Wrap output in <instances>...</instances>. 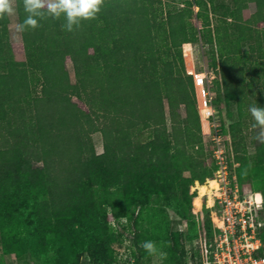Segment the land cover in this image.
<instances>
[{"label":"rangeland","instance_id":"obj_1","mask_svg":"<svg viewBox=\"0 0 264 264\" xmlns=\"http://www.w3.org/2000/svg\"><path fill=\"white\" fill-rule=\"evenodd\" d=\"M189 1L199 38L197 42L183 44L186 63L183 74L184 84L188 87H191V79L194 82L195 106L203 136L198 146L204 154L193 156L175 142L166 143L165 147L171 154L169 157L154 160L148 153L127 157L120 165L126 173L133 175L129 180L107 184L102 170L110 166V161L104 165L100 159H95L92 150L95 145V154L104 152L103 132L95 131L89 135L77 128L69 133L74 138L73 145L68 144L70 154H75L74 144L79 142L77 137L81 134L80 140L88 151L87 158L92 156L91 160L96 162L90 164L82 175L75 167L69 172H61L57 166L62 156L68 157L65 150L59 148L57 151L55 146H48L46 155L39 144L40 133L33 126L37 116L36 98L43 95L42 85L33 82L29 95L17 101L12 96L3 106L5 110L0 109V148L8 146L11 149L0 171V264H89L91 252L96 249L105 264L113 261L115 255L119 257V263L133 264L138 254H141L140 264H180L182 244L187 246L191 262L200 228L209 229L221 211L216 201V190L210 207L208 195L203 196L202 208L195 205L198 194L196 182L218 178V166H215L213 155L216 127L222 135V142L229 148L230 166L242 192L261 191L264 194V143L254 138L257 130L252 125L255 121L248 111L253 104L264 106V23L251 20L252 38L249 42L257 47L258 53H248L246 60L234 59L233 53L226 81L215 40L201 37L200 30H214L217 25L227 23L230 36L239 37L240 30L234 29V0H217L218 7L214 10L210 6L209 12L204 11L201 17L197 15V0H153V8L161 21L171 11L187 8ZM13 7L15 12L10 16L9 38L15 52L19 53L24 52V39L22 32L16 30L20 23L16 0ZM249 9L251 13L255 12L256 4L251 3ZM206 18L211 25L202 28ZM160 39L165 38L161 36ZM259 39H262V44ZM163 41L157 42L162 44L161 49L168 47L174 54L176 47L170 41L169 45ZM248 48L244 46L243 51L247 52ZM261 51L263 55L257 60ZM66 67L72 82H76L71 59H67ZM242 68L246 72L241 71ZM4 69V63L0 62V70ZM150 72L145 68L144 77H151ZM195 73L205 76L204 83H198ZM189 74L191 79L187 77ZM28 79L31 81L32 78ZM178 83L175 82L172 88L178 90ZM207 86H210L214 97L215 113L211 118L205 115L203 100L199 98L200 91ZM164 96L169 111L166 91ZM72 98L86 109L78 96L73 95ZM180 110L186 116L184 103ZM21 119L23 124L26 123L24 128L13 129L11 141L5 140L1 132L18 126ZM168 124L171 129L170 118ZM189 124L197 130L195 120L191 119ZM54 150L59 155L55 166L50 158L55 155ZM138 200L143 205L138 206ZM113 214L125 215L115 220L111 227L109 220ZM174 238L179 240L178 251L175 250ZM135 240L140 247L143 241H154L158 250L166 253V258H161L159 251L150 255L142 247V251L138 250ZM131 252L134 258L131 256L129 259ZM126 258L130 263L124 262Z\"/></svg>","mask_w":264,"mask_h":264},{"label":"trees","instance_id":"obj_2","mask_svg":"<svg viewBox=\"0 0 264 264\" xmlns=\"http://www.w3.org/2000/svg\"><path fill=\"white\" fill-rule=\"evenodd\" d=\"M16 1L22 23L27 13L23 8V0ZM188 3L187 8L171 11L159 21L153 0H104L101 11L94 19L82 20L80 26H74L71 32L62 27L63 17L38 18L39 27L22 32L24 52L19 53L15 52L10 42V16L5 15L0 18V62L5 65V69L0 70V109H4L3 106L12 96L17 101L29 95L33 82L40 83L43 95L36 98L37 116L33 126L40 133L39 144L46 155L49 153L48 146H55L57 151L59 148L64 149L68 157L65 159L62 156L57 167L64 173L75 167L81 175L96 160L100 159L104 165L110 161V166L102 170L107 184L120 182L121 179L129 180L133 175L126 173L120 165L127 157L143 153H148L154 160L169 157L171 154L165 147L166 143L175 142L193 156L203 155L204 150L198 146L203 136L195 106L197 97L194 82L189 74L187 77L191 79V87H188V84H184L183 74L186 64L183 44L197 42L199 38L191 10L192 3ZM251 3L256 4L253 13L249 9ZM196 5L199 7L197 15L201 17L204 11L209 12L210 6L215 10L219 1L197 0ZM234 6V29L240 30L239 37L230 36L227 23L217 25L214 30H200L201 37L215 40L226 81L233 53L234 59L242 60L248 59V53H258L257 47L249 42L252 38L251 20L264 23V0H234ZM203 24L202 28L211 25V22L206 18ZM258 34L262 36L260 30ZM161 36L166 40L160 39ZM160 40H164L165 45L170 41L176 47L175 53L172 54L168 47L161 49L162 44L157 43ZM244 46L249 47L247 52L243 51ZM262 55L261 51L257 60ZM67 59L74 63L76 82L71 80L66 67ZM145 68L151 71V77H144ZM241 71L246 72L245 68ZM175 82H179L178 90L172 88ZM164 91L167 93L169 111L165 105ZM73 95L78 96L86 109L73 100ZM183 103L187 109L186 116L180 110ZM191 119L197 122V130L189 124ZM19 121L18 126L1 132L5 140L11 141L13 129L24 128L26 123L23 124V119ZM77 128L89 135L95 131L103 132L104 152L95 154V145L92 148L96 160L92 161V156L87 158L88 151L80 140L81 134L77 135L79 142L74 144L75 154H70L68 144L72 143V146L74 138L69 133ZM52 152L55 155L50 158L55 166L59 155L55 150ZM10 153L8 146L0 148V171ZM138 203V206L143 205L140 200ZM124 215L113 214L109 220L110 226L113 227L114 221ZM261 215L264 218V207ZM184 221L188 223L187 218ZM218 232L219 228L213 222L209 229L200 228L195 238L192 264H209V254L205 248L211 246ZM260 235L264 241V226ZM174 241L175 250L178 251L179 240L174 238ZM135 243L139 246L138 250L142 251L136 240ZM181 247L180 264H190L187 246L182 244ZM258 253L264 254V247ZM140 255L136 256L133 264H140ZM131 256L134 258L132 252L129 259ZM119 260L115 255L113 261L107 264H122ZM127 260L124 262L130 263ZM89 264H105L97 249L91 252Z\"/></svg>","mask_w":264,"mask_h":264},{"label":"built area","instance_id":"obj_3","mask_svg":"<svg viewBox=\"0 0 264 264\" xmlns=\"http://www.w3.org/2000/svg\"><path fill=\"white\" fill-rule=\"evenodd\" d=\"M195 79L198 83H204L205 76L195 73ZM199 98L203 100L205 115L211 118L215 108L210 86L200 91ZM213 139L216 142L214 156L220 184L215 192L221 211L216 216L219 223L215 222L219 232L211 246L205 248L209 254V264H264V254L258 253L264 247L260 235L264 226L261 215L264 195L261 191L242 192L230 166L229 148L222 142V135L217 127L214 129Z\"/></svg>","mask_w":264,"mask_h":264},{"label":"clouds","instance_id":"obj_4","mask_svg":"<svg viewBox=\"0 0 264 264\" xmlns=\"http://www.w3.org/2000/svg\"><path fill=\"white\" fill-rule=\"evenodd\" d=\"M13 2L14 0H0V18L14 14ZM103 3L104 0H23V8L27 15L22 23L16 25V30L23 32L28 28L39 27L38 18L60 19L63 17L62 27L71 32L74 26L76 28L80 26L82 20L94 19L101 11ZM248 111L255 121L252 125L253 129L257 130L254 138L264 143V106L253 104L249 106ZM141 247L150 255L157 254L159 251L156 243L151 240L143 241ZM159 255L161 258H166V253L162 251H159Z\"/></svg>","mask_w":264,"mask_h":264},{"label":"bare ground","instance_id":"obj_5","mask_svg":"<svg viewBox=\"0 0 264 264\" xmlns=\"http://www.w3.org/2000/svg\"><path fill=\"white\" fill-rule=\"evenodd\" d=\"M220 187L219 181L217 178H208L204 182L197 181L195 189L198 190V194L195 198V205L198 206L199 208H202L203 205V196L208 195V202H209V207L214 203L213 201V194L214 191L217 190ZM215 222L219 223V220L217 217Z\"/></svg>","mask_w":264,"mask_h":264}]
</instances>
